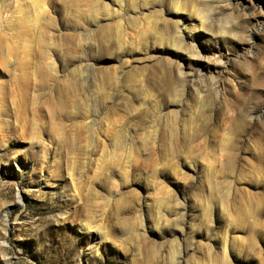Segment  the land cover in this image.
I'll return each mask as SVG.
<instances>
[{"label":"rangeland","instance_id":"rangeland-1","mask_svg":"<svg viewBox=\"0 0 264 264\" xmlns=\"http://www.w3.org/2000/svg\"><path fill=\"white\" fill-rule=\"evenodd\" d=\"M0 264H264V0H0Z\"/></svg>","mask_w":264,"mask_h":264},{"label":"bare ground","instance_id":"bare-ground-1","mask_svg":"<svg viewBox=\"0 0 264 264\" xmlns=\"http://www.w3.org/2000/svg\"><path fill=\"white\" fill-rule=\"evenodd\" d=\"M7 210H8V208H5V209H4V212H5V215H4V216H5L6 218L9 217V214H8V211H7ZM103 238H104L103 233H101L100 231H98V234H97V236H96L95 239H96L98 242H100Z\"/></svg>","mask_w":264,"mask_h":264}]
</instances>
